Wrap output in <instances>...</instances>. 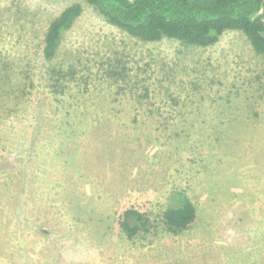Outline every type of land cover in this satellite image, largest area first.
<instances>
[{
    "label": "rangeland",
    "instance_id": "374dc122",
    "mask_svg": "<svg viewBox=\"0 0 264 264\" xmlns=\"http://www.w3.org/2000/svg\"><path fill=\"white\" fill-rule=\"evenodd\" d=\"M179 193L198 217L175 233ZM131 207L151 220L133 239ZM0 264H264V55L240 31L145 42L86 0H0Z\"/></svg>",
    "mask_w": 264,
    "mask_h": 264
},
{
    "label": "trees",
    "instance_id": "16d2710c",
    "mask_svg": "<svg viewBox=\"0 0 264 264\" xmlns=\"http://www.w3.org/2000/svg\"><path fill=\"white\" fill-rule=\"evenodd\" d=\"M104 19L132 37L145 42L164 38L207 48L216 45L227 31L246 35L255 52L264 55V0H86ZM81 3L66 7L49 25L45 36L44 57L53 61L65 34L83 14ZM56 83L74 72L63 68L52 71ZM176 199V201H175ZM198 217L195 203L179 193L161 216L171 232L188 230ZM119 228L133 239L148 232L150 218L136 208H127L118 218Z\"/></svg>",
    "mask_w": 264,
    "mask_h": 264
}]
</instances>
